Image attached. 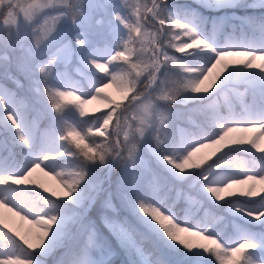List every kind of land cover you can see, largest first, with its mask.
<instances>
[{"label":"snow or ice","instance_id":"snow-or-ice-1","mask_svg":"<svg viewBox=\"0 0 264 264\" xmlns=\"http://www.w3.org/2000/svg\"><path fill=\"white\" fill-rule=\"evenodd\" d=\"M0 264H264V0H0Z\"/></svg>","mask_w":264,"mask_h":264},{"label":"rangeland","instance_id":"rangeland-1","mask_svg":"<svg viewBox=\"0 0 264 264\" xmlns=\"http://www.w3.org/2000/svg\"><path fill=\"white\" fill-rule=\"evenodd\" d=\"M180 2H190V0H180ZM109 91L112 92L113 94H115L114 89H110ZM97 107H102V103L100 101H95V102H93V104L89 105L90 109H94V108H97ZM247 135L251 136V135H255V134L254 133H248ZM206 151L207 150H205V152ZM198 155H201V154H198ZM213 159H214V157H213ZM40 178L42 179V181L45 183V185L47 187H49V188H56L57 187V181L55 179H52V178H49V177H43L42 175L40 176ZM239 187L246 188L247 185L239 186ZM257 188H259V185H257ZM21 230L23 231V229H21Z\"/></svg>","mask_w":264,"mask_h":264},{"label":"bare ground","instance_id":"bare-ground-1","mask_svg":"<svg viewBox=\"0 0 264 264\" xmlns=\"http://www.w3.org/2000/svg\"><path fill=\"white\" fill-rule=\"evenodd\" d=\"M5 214L7 215V216H9L11 219H12V221H14V223H15V225L17 226V227H19V228H21V229H26L28 226L26 225V224H21V222L19 221V219L17 218V217H13L12 215H11V213H7L6 212V210H5Z\"/></svg>","mask_w":264,"mask_h":264},{"label":"trees","instance_id":"trees-1","mask_svg":"<svg viewBox=\"0 0 264 264\" xmlns=\"http://www.w3.org/2000/svg\"><path fill=\"white\" fill-rule=\"evenodd\" d=\"M245 159H247L248 157H244Z\"/></svg>","mask_w":264,"mask_h":264}]
</instances>
